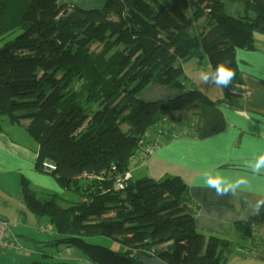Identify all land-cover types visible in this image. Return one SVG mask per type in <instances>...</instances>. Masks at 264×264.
I'll use <instances>...</instances> for the list:
<instances>
[{"label":"trees","instance_id":"1","mask_svg":"<svg viewBox=\"0 0 264 264\" xmlns=\"http://www.w3.org/2000/svg\"><path fill=\"white\" fill-rule=\"evenodd\" d=\"M234 4L242 5V17L228 14ZM254 34L264 35L263 0H106L102 9L0 0V134L4 116L23 126L38 147L35 170L80 195L61 208L58 195L40 198L21 177L27 210L56 230L46 245L76 248L91 264L228 262L233 243L196 228L197 207L180 177L130 178L119 191L114 183L129 172L150 128L178 123L172 112L195 101L208 112L227 101L212 102L193 87L164 103L143 102L139 93L151 84L184 89L183 64L191 59L213 68L224 62L235 73L224 91L239 90L235 54L256 50ZM263 213L235 223L236 232L256 241ZM0 222L11 246L0 256L21 252L9 238V220ZM95 238L117 249L91 244Z\"/></svg>","mask_w":264,"mask_h":264},{"label":"crops","instance_id":"2","mask_svg":"<svg viewBox=\"0 0 264 264\" xmlns=\"http://www.w3.org/2000/svg\"><path fill=\"white\" fill-rule=\"evenodd\" d=\"M234 5L231 12L242 17L244 11ZM201 22L203 20L199 25ZM254 42L255 51L237 50L235 54L242 87L228 96L221 93L216 98H209L206 93L201 92L212 102L227 100L208 112H205L200 101H195L178 112H172L171 118L178 123L164 120L150 128L132 157L129 169L132 180L134 176L131 167L145 168L148 173L145 177L156 180L166 176L180 177L187 185L188 196L197 207L194 214L196 228L205 234L220 237L227 235L226 239L235 234V223L246 222L257 214L255 203L264 198V172L254 174L244 166L245 160L264 152V35L254 34ZM196 64L197 61L192 63V60L183 64L187 79V74L191 75V71L197 72ZM188 65L190 66L187 67ZM154 86L156 84L152 91L140 97L143 100L168 102V99L181 92ZM234 104L241 107H234ZM155 142L160 146L152 156L147 155V148ZM37 150L36 143L29 146L28 142L27 145L19 144L11 140L3 130L0 134V173L12 170L20 173L19 176L40 189L44 197L51 193L61 194L63 190L51 176L35 170ZM206 167H214L229 176H246L249 186L238 190L236 195L218 196L199 179L202 169ZM25 217L26 215L23 223L27 225ZM15 228L16 226L11 227L9 238L20 242L19 234L13 231ZM24 232L29 234L28 229H24ZM253 237H257L256 241H252V238V242L246 247L233 250L235 260L226 264H264V213ZM25 238L39 244L46 242L42 237ZM55 238L56 234L50 239ZM165 247L166 245L160 246ZM13 251L14 249L9 250L0 257ZM144 264L164 263L146 258Z\"/></svg>","mask_w":264,"mask_h":264},{"label":"rangeland","instance_id":"3","mask_svg":"<svg viewBox=\"0 0 264 264\" xmlns=\"http://www.w3.org/2000/svg\"><path fill=\"white\" fill-rule=\"evenodd\" d=\"M106 0H62V4L64 6H70L75 5L82 9H102ZM264 1V0H263ZM235 7H239L240 11H243V7L241 4L234 5ZM232 5L227 6L228 14L232 17H238L237 14L231 12ZM63 7L61 9H58L55 17H58L62 14ZM200 23V22H199ZM202 23V22H201ZM192 63H195V59H191ZM188 65L187 67H189ZM209 63L206 59L202 61V64L199 66L195 65V68L197 72L191 71V75L187 74V83L184 85V89H178V88H170L169 89H176L181 90V92L168 99V101L173 100L183 94L187 90H192L191 87L196 89L199 92L206 93V96L209 98H216L221 93H226L227 95H230L224 89L212 85H204L200 80V72L208 71L209 70ZM153 85L151 84L147 86L144 90H142L139 95L138 99L143 102H154V103H164L165 101H149V100H143L140 96L147 95L148 91H152ZM197 85V86H196ZM150 87V88H149ZM154 87H162L164 86L157 85ZM200 89H199V88ZM202 90V91H201ZM178 112V111H176ZM22 125H25V123ZM4 132L8 135V137L13 140L14 142H17L19 144H24L28 146L30 144L34 145V141L27 135V133L24 131L23 126L21 125H12L9 121V118L7 116H4L2 118V124H1ZM131 173L134 176V180L138 178H143L147 176V172L145 168L136 169L134 167H131ZM20 173L12 170L10 172L6 173H0V217H5L9 220L11 226H16L13 231L15 234H19L20 237H18V240L20 242L17 244V246L23 247V251L21 253L16 252H10L9 254H6L2 257H0V264H58V263H69V264H91L76 248H70L64 245H44V244H37V245H43L37 248L34 246L30 241H27L25 237L31 238L34 237H42L46 241L51 238L54 234H56V230L53 226L50 225V222L46 216L38 220L36 217H34L30 212L27 210L26 206L23 203V200L21 198V177L19 176ZM156 180V179H155ZM30 189L34 191L36 194H38V197L43 198L45 200L49 199L48 197H44L41 194V190L37 187L30 185ZM53 194V193H51ZM50 194V195H51ZM57 195V194H56ZM58 205L61 208H65L68 206L71 202H76L80 199V195L72 192V191H63L61 194H58ZM24 215H26L27 219V225L23 223ZM24 229L29 230V234H26L24 232ZM45 231V233L43 232ZM222 238L226 239V236H223ZM228 241H230L232 244V248L234 250L238 248H242L245 245L249 244L251 241L250 239H245L242 237V234H239L235 231V234L230 235ZM43 242V241H42ZM91 244L100 245L106 248H112L113 250L117 249V245L111 243L108 239L103 238H95L89 240ZM246 247V246H245ZM235 260L233 257V254L228 257V261Z\"/></svg>","mask_w":264,"mask_h":264},{"label":"clouds","instance_id":"4","mask_svg":"<svg viewBox=\"0 0 264 264\" xmlns=\"http://www.w3.org/2000/svg\"><path fill=\"white\" fill-rule=\"evenodd\" d=\"M234 76V71L227 67L224 62H218L214 68L210 66L208 71L202 70L200 72V80L204 85H215L222 89L232 85ZM244 166L254 174L264 172V152L254 154L245 160ZM199 179L204 186L213 189L218 196L236 195L238 190L246 189L249 186V180L246 176L240 174L225 175L214 167L202 169ZM254 207L257 213L264 210V198L258 199Z\"/></svg>","mask_w":264,"mask_h":264},{"label":"built area","instance_id":"5","mask_svg":"<svg viewBox=\"0 0 264 264\" xmlns=\"http://www.w3.org/2000/svg\"><path fill=\"white\" fill-rule=\"evenodd\" d=\"M157 146H158L157 144H153L152 146H150L148 149V154L153 155L154 150L158 148ZM44 166L49 169H54V167L49 164H44ZM100 175H102V173H100ZM128 179H129V175L127 173L121 177H118L114 183V190L116 191L121 190L123 188L124 183ZM6 230H7V224L4 222H0V253H3L6 249H9L11 247L10 244H8V242L5 239Z\"/></svg>","mask_w":264,"mask_h":264},{"label":"bare ground","instance_id":"6","mask_svg":"<svg viewBox=\"0 0 264 264\" xmlns=\"http://www.w3.org/2000/svg\"><path fill=\"white\" fill-rule=\"evenodd\" d=\"M153 144H157L158 146H160V144L157 143V142H155V143H153ZM153 144H152V145H153ZM162 144H163V143H162ZM152 145H150V146H152ZM150 146H149V147H150ZM158 146H157V147H158ZM149 147H148L147 150H146L147 155H149V154H148V149H149ZM155 150H156V149H155ZM155 150H154V152H155ZM153 154H154V153H153ZM149 156H152V155H149ZM127 174L129 175V179H130V178H131L130 173L128 172ZM100 176H102V175H100Z\"/></svg>","mask_w":264,"mask_h":264},{"label":"water","instance_id":"7","mask_svg":"<svg viewBox=\"0 0 264 264\" xmlns=\"http://www.w3.org/2000/svg\"><path fill=\"white\" fill-rule=\"evenodd\" d=\"M233 106L234 107H241V105H237V104H234ZM40 246H43V245H39V246H36V247L39 248Z\"/></svg>","mask_w":264,"mask_h":264}]
</instances>
